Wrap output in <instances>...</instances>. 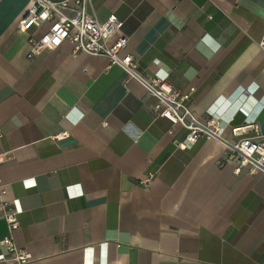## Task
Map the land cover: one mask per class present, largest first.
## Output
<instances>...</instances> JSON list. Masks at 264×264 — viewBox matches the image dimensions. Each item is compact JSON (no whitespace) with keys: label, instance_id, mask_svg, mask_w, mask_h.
I'll return each mask as SVG.
<instances>
[{"label":"crops","instance_id":"0c3cea01","mask_svg":"<svg viewBox=\"0 0 264 264\" xmlns=\"http://www.w3.org/2000/svg\"><path fill=\"white\" fill-rule=\"evenodd\" d=\"M31 5L0 0V180L20 223L10 232L0 212V242L11 234L26 264H264V173H237L216 139L179 148L187 130L105 56L64 43L28 59L19 21ZM88 11L122 19L139 71L194 87V113L220 117L225 139L253 123L264 134V0Z\"/></svg>","mask_w":264,"mask_h":264},{"label":"built area","instance_id":"2783aa9c","mask_svg":"<svg viewBox=\"0 0 264 264\" xmlns=\"http://www.w3.org/2000/svg\"><path fill=\"white\" fill-rule=\"evenodd\" d=\"M32 5L19 21V30L27 36L30 49L28 59L46 50H55L64 43L72 46L73 53H86L107 57L112 64L120 66L129 78L137 80L157 100L155 111L173 126L187 130L185 139L177 141L181 149L191 148L200 139H216L226 149L225 160L236 163V172L246 169L248 173H264V134L256 123L233 127L234 140L222 136V120L212 117L201 120L192 109L195 88L181 90L159 77H148L139 71L137 59L125 49L128 37L123 33L124 21L115 13L100 20L88 11L91 0H31ZM46 27L36 36V31ZM264 50V34L260 42ZM69 135L62 131L55 135L61 139ZM1 161V159H0ZM154 174L143 179L148 186ZM6 188L0 180V212L7 221L9 231L19 228V211L5 199ZM6 254L2 263L26 264L32 260L30 252L17 247L11 234L0 242Z\"/></svg>","mask_w":264,"mask_h":264}]
</instances>
